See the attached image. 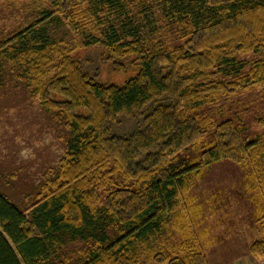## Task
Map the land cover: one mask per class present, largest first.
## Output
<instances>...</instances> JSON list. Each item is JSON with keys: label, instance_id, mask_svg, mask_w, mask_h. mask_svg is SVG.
Returning a JSON list of instances; mask_svg holds the SVG:
<instances>
[{"label": "trees", "instance_id": "trees-1", "mask_svg": "<svg viewBox=\"0 0 264 264\" xmlns=\"http://www.w3.org/2000/svg\"><path fill=\"white\" fill-rule=\"evenodd\" d=\"M44 1L0 37V83L35 97L63 127L64 146L27 211L0 191V264H138L141 245L184 226L185 196L212 162L250 168L264 190V135L247 140L211 111L264 87V0ZM55 21L106 50L123 80H99L52 36ZM212 126L199 159L182 156ZM77 242L69 261L64 246ZM249 247L264 253V240ZM176 251L154 259L208 264L191 240Z\"/></svg>", "mask_w": 264, "mask_h": 264}, {"label": "rangeland", "instance_id": "rangeland-1", "mask_svg": "<svg viewBox=\"0 0 264 264\" xmlns=\"http://www.w3.org/2000/svg\"><path fill=\"white\" fill-rule=\"evenodd\" d=\"M40 6L50 7L44 0H0V37L28 23ZM50 28L54 38L64 39L75 49L74 56L89 70L98 69L99 80H123V75L110 72V61L101 46H84L82 42L88 37L82 38L67 24L55 21ZM164 35L173 42L170 30ZM218 106L211 108L215 122L232 119L247 140L264 135V87L235 94ZM64 136L63 127L39 107L35 97L19 86L16 89L9 82L0 83V191L20 210L27 211L36 201L39 185L62 154ZM213 138L212 126L182 156L199 159ZM249 172L250 168L230 160L203 168L185 196L190 201L182 218L184 226L179 228L175 222L141 245L138 264H167L154 256L160 250L172 256L187 240L203 250L208 264H264V253L249 251L254 241L264 240V190L257 183L251 184ZM82 245L64 246L66 258L79 259Z\"/></svg>", "mask_w": 264, "mask_h": 264}]
</instances>
